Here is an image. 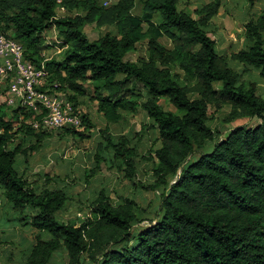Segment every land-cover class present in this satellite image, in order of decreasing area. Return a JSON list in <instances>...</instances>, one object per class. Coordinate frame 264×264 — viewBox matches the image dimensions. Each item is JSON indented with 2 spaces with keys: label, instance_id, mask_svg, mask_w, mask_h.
Segmentation results:
<instances>
[{
  "label": "trees",
  "instance_id": "obj_1",
  "mask_svg": "<svg viewBox=\"0 0 264 264\" xmlns=\"http://www.w3.org/2000/svg\"><path fill=\"white\" fill-rule=\"evenodd\" d=\"M178 2L0 0V33L22 44L26 60L44 64V89L65 93L78 114L88 85L107 124L140 110L159 142L155 181L141 186L162 189L155 222L135 228L136 202L113 203L104 190L89 201V217L60 222L57 214L69 202L64 189L29 182L16 169L17 158L27 164L51 133L29 124L30 110L11 107L8 115L0 106V188L18 219L29 211V224L38 231L21 264H51L61 250L68 264H264V97L255 82L239 81L208 35L220 0L200 5L194 16L179 10ZM57 7L70 14L58 17ZM76 10L81 13L73 16ZM89 25L106 31L89 40L83 31ZM51 28L66 50L60 59L44 61L43 34ZM244 36L250 46L230 59L264 78V13L245 24ZM142 42L146 56L125 61ZM224 106L230 108L225 122L257 118L260 124L232 128L222 137L208 124V112ZM80 118L83 130L62 128L61 137L88 138L94 125L86 114ZM100 133L87 182L100 171L104 151L132 181L136 154L130 140L113 138L107 128Z\"/></svg>",
  "mask_w": 264,
  "mask_h": 264
},
{
  "label": "rangeland",
  "instance_id": "obj_2",
  "mask_svg": "<svg viewBox=\"0 0 264 264\" xmlns=\"http://www.w3.org/2000/svg\"><path fill=\"white\" fill-rule=\"evenodd\" d=\"M97 1L100 5L108 6L115 0ZM210 1L212 0H179L178 9L194 16L193 11L197 7ZM135 12H138V8ZM56 13L58 17L70 14L61 7H57ZM80 13V10H76L72 15ZM262 13H264V0H220V8L207 31L215 42L217 53L225 56L229 60V65L239 73V81L255 82L258 94L264 97V78L259 77V72L256 70L246 72L241 65L230 59L232 52L250 46L244 36V26ZM83 31L89 40H96L105 33L106 29H97L94 25H89L84 26ZM59 43L61 42L54 28L44 32L42 45L45 47L42 55L45 59H60L63 56L66 47L60 46ZM161 43L170 48V43L166 39H162ZM144 56H146V44L142 42L136 46L135 51L126 54L124 60L135 62L138 57ZM85 89L86 96L79 98L80 106L77 112L79 116L86 114L94 125L89 137L83 141H76L69 135L61 137V129L47 130L51 133V137L45 140L42 149L30 155L27 164L18 157L16 169L29 182L39 186L64 189L69 202L57 214L60 222L82 221L89 217V201L94 199L100 190H104L113 203H118L124 198L134 200L137 205L136 215L139 218L135 228L149 226L151 222H155L162 189L152 192L142 189L141 186L153 184L155 181L152 171L156 161L153 160L154 150L159 147L157 132L151 128L149 119L140 110L132 114H124V119L118 124H107L97 112L95 101L90 100L91 88L86 85ZM5 90L6 84L3 83L0 85V106H3L9 115L12 108L5 103L7 96ZM161 104L164 109L174 111L169 104L163 101ZM229 111V106H224L218 111L210 109L208 112V124L222 137L232 128L238 126L253 128L260 124V119L257 118L225 122ZM105 128L113 138L124 135L130 140V146L136 154L134 159L136 174L132 181L125 179L124 173L118 168V163L112 159V153L104 151L103 160L99 165L100 171L88 177L87 182L89 175L87 170L95 165L94 153L98 143L102 141L100 131ZM29 219V211L25 213L23 220L18 219V214L9 208L0 188V264H21L25 260L38 234V231L30 226ZM41 237L46 239L48 235L41 233ZM51 264H68L66 253L63 250L56 252ZM82 264L91 263L85 259Z\"/></svg>",
  "mask_w": 264,
  "mask_h": 264
},
{
  "label": "built area",
  "instance_id": "obj_3",
  "mask_svg": "<svg viewBox=\"0 0 264 264\" xmlns=\"http://www.w3.org/2000/svg\"><path fill=\"white\" fill-rule=\"evenodd\" d=\"M23 52L21 43L0 33V85L6 84V105L30 110L33 119L29 124L35 129H82L81 118L66 94L43 88L48 76L44 64H33Z\"/></svg>",
  "mask_w": 264,
  "mask_h": 264
}]
</instances>
